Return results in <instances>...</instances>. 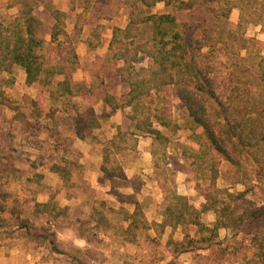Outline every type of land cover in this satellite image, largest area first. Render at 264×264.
<instances>
[{
    "label": "trees",
    "instance_id": "obj_1",
    "mask_svg": "<svg viewBox=\"0 0 264 264\" xmlns=\"http://www.w3.org/2000/svg\"><path fill=\"white\" fill-rule=\"evenodd\" d=\"M85 2L76 16L72 33L66 31L67 13L44 2L53 21L47 35L56 46L55 65L46 62L44 24L34 13L36 1L10 3L8 7H17L18 11L0 16V75L11 74L17 66L24 72L27 87L53 88L44 92L50 100L80 95L89 102L84 85H75L68 78V71H75L78 65L77 45L84 42L88 51L101 45L102 26L95 27L85 40L81 37L89 0ZM203 2L215 5L210 16H203L197 23L180 24L175 13L191 10L196 0H124L127 22L123 27H112L107 52L109 60L117 65L114 72L128 86L124 105L129 113L125 124L118 126L116 133L102 143L100 172L111 183H124L127 177L119 156L135 150L139 138L151 139L150 155L154 174L161 180L163 202V220L153 226L160 231L167 227L195 228L194 236L184 234L182 240L170 235L160 252L152 250L140 260L156 263L167 254L177 257L208 251L215 263L222 262L229 250L218 232L225 229L233 237L242 235L249 240L252 254L244 264H264V185L257 182L262 190L259 202L250 199L247 190L231 192L229 187L218 186L222 162L234 169L230 186H246L250 178L245 172L246 163L256 167L254 174L258 181L264 176V43L245 33L248 26H259L264 32V0ZM68 4L73 10L76 0H69ZM158 4L170 8L171 12H152ZM234 9L239 12L238 21L235 28H229V15ZM145 60L147 65L140 66ZM57 77L62 79L56 80ZM40 95L30 100L28 116L0 89V107L13 111V119L23 126L27 125L28 117L53 121L61 110L44 105ZM103 101L107 110L99 119L106 120L120 105L109 93ZM174 101H178L190 140L197 146H182V155L190 161L195 174L194 189L203 198L199 209L186 196L177 193L173 173L168 168L170 138L165 131L174 133L180 128L173 116ZM91 121L97 127V119ZM76 134L80 136L77 131ZM57 143H66L65 153L79 155L65 138L58 137ZM65 153L61 157L64 166L40 156L38 167L49 165V171L56 173L64 187L70 189L75 185L71 168L79 169V166ZM14 161L13 154L0 153V185L16 172ZM49 191L48 201L34 203L33 213L45 215L53 224L76 226L81 238H86L88 232H92V237L111 232L118 243L132 244L137 249L142 242L152 249L160 244V234L154 237L147 234L153 227L133 196H121L133 205L132 212L124 207L109 208L102 201L92 208L87 219H72L68 207H61L55 201L57 190L49 188ZM8 197L6 192H0V229L4 221L1 214L6 209L4 201ZM106 213L116 215L117 223L113 224ZM204 214L214 216L212 226L201 220ZM33 227L28 219L19 218L15 230L23 234L18 238L34 243L49 240L52 250L62 254L57 248L55 233L42 228L39 236L34 235L39 237L36 241ZM74 264L81 263L74 260Z\"/></svg>",
    "mask_w": 264,
    "mask_h": 264
},
{
    "label": "rangeland",
    "instance_id": "obj_2",
    "mask_svg": "<svg viewBox=\"0 0 264 264\" xmlns=\"http://www.w3.org/2000/svg\"><path fill=\"white\" fill-rule=\"evenodd\" d=\"M35 1L36 5L34 13L44 24L45 33L43 34V38L46 42L44 49L46 62L48 65H55L58 61L56 46L50 42L49 36L47 35V30L52 25L53 21L44 6V2H49L54 7L67 13L66 31L68 33H72L76 16L82 11V7L86 2L85 0H76L75 9L71 10L70 5L68 4L69 0ZM13 2L14 0H0V16L14 15L17 13V7H8V5ZM196 2L197 3L191 10L175 13V17L180 24L197 23V21L203 16H210V10L215 8V5L209 4L208 2L204 3L203 0H196ZM152 12H171V9L165 7L163 4H158L152 9ZM238 15L239 12L237 9L231 11L228 20L229 28H235L238 21ZM127 16L128 10L124 5V0H89L88 13L83 24L81 37L82 39L88 37L95 27L102 26L103 32L101 40L103 43H106L107 35L109 33L108 31L114 26L123 27L127 22ZM245 33L247 37H254L264 43V32L261 31L259 26H248L246 27ZM76 52L78 55V65L75 71H68V78L75 85H84V92H87L89 102L85 101L80 95L75 97H63L57 101H52L49 97L44 95V92L45 90H52L53 88H43L40 86L36 88L27 87L25 85L24 72L17 66L13 68L11 74L0 75V89L3 90L12 100L16 101L21 110L28 116L30 114V100L35 99L38 94L41 93L42 95L40 96L42 97L44 105L54 106L61 110V113L58 112L59 115L56 122L45 119L36 120L28 117L27 125L23 126L13 119V111L6 107H0V153L13 154L15 157L14 165L16 167V172L0 185V192H6L9 195L6 201H4L6 208L5 212L1 214L4 221L1 223L3 228L0 229V242H2V237L4 236L12 239L15 237L18 238L19 235L23 234V232L15 230L19 218H25L32 221V224L34 225V230H32L33 236H38V234H40L41 231L38 229V219L43 218L38 215L35 216L32 212L34 209V203L38 202V200L41 201L49 198L51 194L49 188L54 186L55 180L58 176H51V174L46 176L44 172H48L49 165L46 164L43 167H38V158L40 156H43L46 159L51 158L54 159L57 164L64 166L61 162V157L65 153L66 143L58 144V137L65 138L67 144L70 145V148L79 155L80 151H83L92 154L93 156H98L101 153L98 143L102 145L104 141H107L116 133V130H112L111 123H107L103 128H95V126L92 125L94 123H92L91 119H95L93 117L92 109L96 108L100 102L104 103V95L112 92V87L116 85L118 81L116 80L118 75L114 72L117 65L109 60L108 52L104 51L102 44L97 52H92L91 54H88L87 47L83 49L80 47V44H78ZM147 63L148 61L145 60L140 66H146ZM85 68L92 70V75L93 73L95 75L93 79H91L92 77H89L88 73L87 75H84L83 69ZM61 79L62 77L56 78V80ZM118 93H120L119 96H114V94L113 96L121 107V114H123L121 116L125 117L126 114L129 113V109L126 110L124 105L126 93L124 96L121 89ZM85 104H87L88 107H86ZM86 108H89V111H87ZM173 116L180 128L174 133L165 131V134L170 138V144L167 148L168 168L173 173L172 177L177 193L186 196L189 201L199 209L203 203V198L194 189L195 174L190 165V161L182 155V146H189L192 148H197V146L190 140V131L186 129L185 116L179 108L178 101L173 102ZM113 124H115V122ZM74 131H77L80 136L87 137L85 145L78 148L76 147V144L71 141L73 140L71 135H74ZM150 150L151 139L142 137L139 138L135 150L128 151L119 156L123 169L131 177L122 184H119V182H110V197L109 199L104 200L106 206L109 208L118 210L123 206L126 210L131 212L133 211V205L123 201L121 196L122 194L130 192V190L134 191L133 194L129 196H133L140 202L147 221L153 227L147 231V234L151 237L160 234L158 235L160 240L158 247L153 249L150 247V249L147 247L146 242H142V244L140 243L141 247L139 249L135 247L137 253L140 252V254H142L143 251H146L147 253H145V255L150 254L152 250L160 252L164 248V244L170 235L176 240H182L184 234L194 236L195 232L193 226H189L185 229L182 227H167L163 231H160L153 226L155 223H160L163 220V202L160 188L161 180L156 178L154 174ZM65 155L70 160H74L80 169L83 168V165H80L78 156H74L67 152ZM244 168L246 174L250 177L246 186H230L229 178L234 169L226 162H222L220 165L218 186L229 187L231 192L247 190L249 192L248 197L259 202L262 190L257 187V182L261 181L262 185H264V176L258 181L254 174L256 167L253 164L246 163L244 164ZM42 172L44 174V179L40 180L38 174H41ZM71 172L74 173L75 177L80 175L78 173V168H71ZM100 202L102 201L95 202V205L94 203L91 204L89 209L82 212L79 216L78 214L70 213L71 218L74 219L75 217H79L87 219L92 208L94 206L97 207ZM77 205L78 202H75V205L72 208L75 209ZM107 216L113 224L117 223L118 219L116 215L107 214ZM201 220L206 225L212 226L214 216L212 214H204L202 215ZM55 227L58 228V226ZM64 227H68L73 231L76 228V226L71 227L68 224H65ZM46 228L53 233L56 229H54L52 225H47ZM110 233L111 232L108 234ZM218 235L219 239L225 240L224 244L229 250L227 258L222 262L215 263L211 259L208 251H198L191 253V264H244L245 260L251 257L252 248L246 237L242 235L233 237L231 232L225 229L220 230ZM36 236H34V238H36ZM86 238L88 245L90 246L89 249L78 247L75 249V252H70L75 255L73 256L74 259L81 264H87L89 261H94L91 264H97L99 260L98 240L99 238L105 240V234L97 233L96 236L92 237V232H88ZM107 239V243L110 245V237L108 236ZM36 241H38V238H36ZM59 244L62 249L61 251L67 254L70 253L67 251V246L69 244L67 241L63 240L59 242Z\"/></svg>",
    "mask_w": 264,
    "mask_h": 264
},
{
    "label": "crops",
    "instance_id": "obj_3",
    "mask_svg": "<svg viewBox=\"0 0 264 264\" xmlns=\"http://www.w3.org/2000/svg\"><path fill=\"white\" fill-rule=\"evenodd\" d=\"M111 30L108 31L109 33L107 35L106 43H103V41L101 40V44L104 51H107L108 42L111 37ZM83 40H85V38ZM79 44L80 47H82L83 49L86 48L84 42H80ZM97 50L98 48L96 49V51H88V54H91L92 52H97ZM83 73L84 75H87L88 73L89 77H92L91 79H93L95 76L94 73L92 75V70L88 68L83 69ZM116 80L118 81L116 85L112 87L113 88L112 92H109V94L111 93L112 95L114 94V96H119L120 93H118V91L121 89L122 93H124L125 96V93L128 92V86L122 83L119 80V77L116 78ZM85 105L86 107H88L87 104ZM125 108L126 110L129 109L127 107ZM86 110L89 111V108H86ZM106 110L107 109L104 103L102 102H100L96 108L92 109L94 115L93 117L98 121V125L95 128H101V127L103 128L107 123H111L112 130H116L118 126L123 125L125 117L121 116L123 115L121 114V107L115 112L111 113L109 118H107L106 120L99 119L100 115L104 113ZM59 113H57L53 121L55 122L57 121L58 119L57 117ZM114 122L115 124H113ZM71 137L73 139L71 141H73V143L76 144V147L78 148L82 145H85L87 140L86 136H78L75 131H74V135H71ZM98 147L102 150V145H100L99 143H98ZM78 159L80 160V165H83V168L81 169L79 168L78 173L80 175L77 176L78 178L74 176L73 172H71L72 182H74L75 184L73 188L66 189L63 185L62 180L56 173H53L48 170V172H44V174L46 176H48V174H51V176L53 175L58 176L59 179L56 178L54 186L50 187V188L56 187L55 189L57 190V192L55 195V201L61 207H68L69 214L75 213L78 214L79 216L82 212L88 210L91 204L94 203L95 205V202L97 201H104L106 199H109L110 197L109 192L111 191V186L109 184L110 182L104 176H102L100 172V166L102 161L101 153L98 156L97 155L93 156L92 154H89L87 152L80 151V155H78ZM44 174L43 172L41 174H38V178H40V180L41 179L43 180ZM125 174L127 180L130 179L131 176L128 175L126 171ZM133 192L134 191L130 190V192H127V194H122V195L129 196L132 195ZM102 193L104 194V196ZM48 199L49 198L43 199L41 201L38 200V203H46ZM75 202H78V205L76 206L75 209H73L72 207H74ZM32 212H34V209ZM38 216L43 218V219H38V229L40 231L42 230V228H46L47 225L48 226L52 225L54 229L56 228L55 226H58V228L54 230V233L56 240L55 242L57 248L60 251L62 249L59 242L63 240L69 243L67 246L68 252L70 251L75 252V249L78 247L82 249L90 248V246L88 245L87 238L79 237L77 235L76 229L74 230L75 231L74 232L72 229H69L68 227H64L65 224L67 223H62L63 225H61V223L53 224L52 221L50 220L48 221V218L45 215H38ZM29 221L32 223L31 220ZM108 236L110 237L111 240L110 245H108L107 243ZM2 238H3L2 242H0V264H74L75 259L73 256L75 255L73 253L70 252L67 254L64 253L63 251H61L62 254L55 253L52 250V246L49 240H46L43 243H39V241L38 243H34L32 241L23 238L15 237L11 239V238H6L5 236ZM98 251H99V260L97 264H114V263L115 264H191L192 263L191 253H183L177 257H172L169 254H167L165 259L158 261L156 263H149L147 261L144 262L140 259L142 255L144 256L145 253H147L146 251H143L142 254H140V252L137 253V250L135 249L134 245L127 243L122 245L115 240L112 234H108V233H105V240L99 238ZM93 262L89 261L87 262V264L88 263L91 264Z\"/></svg>",
    "mask_w": 264,
    "mask_h": 264
}]
</instances>
